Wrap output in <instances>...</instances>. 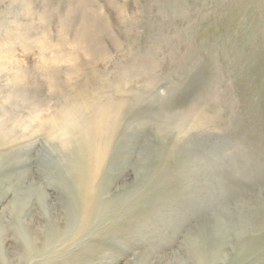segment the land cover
I'll use <instances>...</instances> for the list:
<instances>
[{
    "label": "rangeland",
    "instance_id": "374dc122",
    "mask_svg": "<svg viewBox=\"0 0 264 264\" xmlns=\"http://www.w3.org/2000/svg\"><path fill=\"white\" fill-rule=\"evenodd\" d=\"M0 264H264V0H0Z\"/></svg>",
    "mask_w": 264,
    "mask_h": 264
},
{
    "label": "bare ground",
    "instance_id": "6f19581e",
    "mask_svg": "<svg viewBox=\"0 0 264 264\" xmlns=\"http://www.w3.org/2000/svg\"><path fill=\"white\" fill-rule=\"evenodd\" d=\"M87 176V175H86ZM72 177H77V179H76V181L78 182V180H79V182H78V184H79V186L81 187V185H82V183H81V181L83 180L82 178H83V173H79V174H77V175H74V174H72L71 175V178ZM73 179V178H72ZM97 179V178H96ZM73 182V181H72ZM96 187V186H95ZM81 190V189H80ZM94 190V189H93ZM85 191V193H84V195L86 196L85 198L87 199V200H85V203H87V201H88V199L90 200V203H88L87 205H85V206H87V210L85 211V214L83 215V219H82V223H84V222H87L88 221V219L90 218V216L92 215V214H95V213H97V214H100V206H97L98 207V209L96 210V207L94 208V206L93 205H91V204H93V201L96 199V195H95V193L94 194H92V192L91 191H89L87 188L84 190ZM81 192V191H80ZM81 195H82V193H79V196H78V198H76V201H78V203H80V204H82V202H81ZM74 196V195H73ZM77 196V195H76ZM26 205V204H25ZM72 206V205H71ZM81 206H83V204L81 205ZM106 207V206H105ZM13 213V212H12ZM71 213V212H70ZM69 213V214H70Z\"/></svg>",
    "mask_w": 264,
    "mask_h": 264
}]
</instances>
